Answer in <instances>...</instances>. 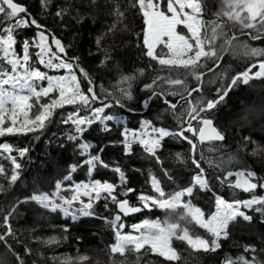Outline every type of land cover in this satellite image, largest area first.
<instances>
[{
    "label": "trees",
    "instance_id": "trees-1",
    "mask_svg": "<svg viewBox=\"0 0 264 264\" xmlns=\"http://www.w3.org/2000/svg\"><path fill=\"white\" fill-rule=\"evenodd\" d=\"M12 1L25 11L14 15L4 8L0 13V36L6 31L14 36L10 54L20 57L24 48L35 47L39 32L50 42L59 39L65 50L59 56L72 64L89 100L82 108L51 107L55 97L31 95L16 123L19 130L0 137L15 163L26 169L13 179L9 157L0 160V264H264V77L245 76L264 62V13L253 24L241 22L225 17L222 0H194L201 6L203 54L168 67L161 59L172 53L163 45L148 56L143 15L133 0ZM177 32L193 44L184 27ZM10 54L0 48L3 77L11 68ZM96 109H103L100 120L122 117L132 130L149 122L172 134L154 148H127L121 128L107 123L109 129H103ZM200 118L213 123L221 141L199 138ZM236 170L257 175L253 193L237 191L225 178ZM202 174L206 184L199 187L194 178ZM153 179L163 190H191L186 201L206 214L216 198L260 200L227 224L213 250H194L171 238L174 260L148 246L114 252L117 234L142 219L158 218L155 207L140 205ZM35 182L49 187L42 190L46 195L30 191ZM92 182L99 186L93 201L79 208L67 203L73 185ZM40 196L53 198V207L38 204ZM124 200L139 213L120 215L117 204Z\"/></svg>",
    "mask_w": 264,
    "mask_h": 264
},
{
    "label": "rangeland",
    "instance_id": "rangeland-1",
    "mask_svg": "<svg viewBox=\"0 0 264 264\" xmlns=\"http://www.w3.org/2000/svg\"><path fill=\"white\" fill-rule=\"evenodd\" d=\"M133 1L143 15V42L148 56L154 57L155 49L163 45L172 53L161 59V64L164 66L186 65L201 57L204 50L201 39L203 21L201 6L198 2L167 0L166 13H163L161 10L163 0ZM222 1L227 7L225 17L228 19L233 18L241 22L248 20L253 24L264 13V0ZM3 9L0 2V13ZM179 26L186 29L193 44L178 34ZM36 39L35 47L24 48L20 57H14L10 54L14 36L7 31L4 36H0V48L8 49L10 55L7 61L11 63V68L5 77L2 76L3 72H0V137L19 130L16 123L27 109L31 95H43L47 99L55 97L56 99L50 100L51 107L81 105L82 108L88 103L89 98L79 86L72 64L65 62L54 52L47 34L39 32ZM245 76L264 77V62L257 64L253 70L250 69ZM102 112L103 109L94 110L95 119H98ZM82 121L79 122L80 125ZM100 121L103 129H109L107 123L115 126L114 129L121 128V142L127 148L131 145L154 148L163 138L172 134L164 128L155 127L143 121L137 129L132 130L125 127V119L118 116H108ZM189 129L192 134H195L194 127H189ZM5 156L9 157V162L14 168L13 179L25 172L24 167L15 163L11 148L7 144L0 143V160ZM1 167L0 165V170ZM38 184L39 182L29 184L30 191L36 195H46L42 193V190L46 191L49 187L47 185L42 187ZM194 184L199 187L205 186L206 181L203 174L194 178ZM262 188L264 190V185ZM58 190L59 187L56 191ZM98 192L99 186L96 182L75 184L67 193V203L73 204L75 208L87 206L99 195ZM190 192L191 190L177 192L163 190L157 181L151 180V192L141 197L140 205L145 209L155 207L160 211L158 218L142 219L129 226L125 234H117L120 241L112 247V250L123 252L127 245L135 248L148 246L153 253L162 258L174 260L176 255L170 247L171 238L187 243L194 250H213L219 239L224 237L223 232L227 224L239 216H244L246 211L260 200L259 197L249 196L239 202L231 203L216 198V201L212 203L213 209L208 208L210 213L206 214L195 203L186 201L185 195ZM53 200L48 196H40L37 202L46 208L53 205ZM69 213L77 217L76 212ZM117 220L118 218L114 221L113 227Z\"/></svg>",
    "mask_w": 264,
    "mask_h": 264
},
{
    "label": "water",
    "instance_id": "water-1",
    "mask_svg": "<svg viewBox=\"0 0 264 264\" xmlns=\"http://www.w3.org/2000/svg\"><path fill=\"white\" fill-rule=\"evenodd\" d=\"M0 2L2 3L5 9H7L10 13L14 15H20L25 11V8L23 6L15 4L12 0H0ZM50 43L52 49L58 55H65V50L61 46V41L59 39L52 38ZM89 94L92 95L91 90H89ZM91 99L94 100L95 97L91 96ZM198 136L204 143L219 142L222 140V134L220 133V131L207 118L199 119ZM225 178L227 180L231 179L232 186L241 193L251 194L256 189L257 175L253 172L236 170L228 172ZM117 208L119 214L124 217L135 216L139 213V208L131 206L127 200L119 202L117 204Z\"/></svg>",
    "mask_w": 264,
    "mask_h": 264
}]
</instances>
